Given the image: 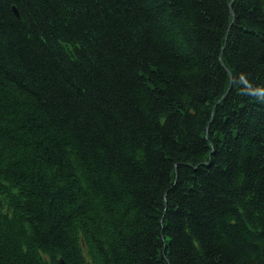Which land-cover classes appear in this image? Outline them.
Returning <instances> with one entry per match:
<instances>
[{"label":"trees","instance_id":"trees-1","mask_svg":"<svg viewBox=\"0 0 264 264\" xmlns=\"http://www.w3.org/2000/svg\"><path fill=\"white\" fill-rule=\"evenodd\" d=\"M60 257L264 264V0H0V264Z\"/></svg>","mask_w":264,"mask_h":264},{"label":"water","instance_id":"water-1","mask_svg":"<svg viewBox=\"0 0 264 264\" xmlns=\"http://www.w3.org/2000/svg\"><path fill=\"white\" fill-rule=\"evenodd\" d=\"M14 10H15V13H16L17 15H19L18 10H17L16 8H15ZM59 262H60V264H67V262H66L62 257L59 258Z\"/></svg>","mask_w":264,"mask_h":264},{"label":"bare ground","instance_id":"bare-ground-1","mask_svg":"<svg viewBox=\"0 0 264 264\" xmlns=\"http://www.w3.org/2000/svg\"><path fill=\"white\" fill-rule=\"evenodd\" d=\"M229 90V89H228ZM228 92V91H227ZM227 92H226V94H227Z\"/></svg>","mask_w":264,"mask_h":264}]
</instances>
